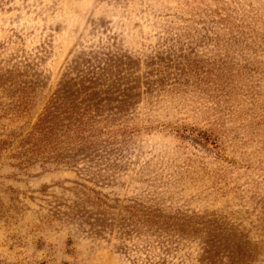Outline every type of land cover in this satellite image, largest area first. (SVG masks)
Here are the masks:
<instances>
[{"label":"rangeland","instance_id":"1","mask_svg":"<svg viewBox=\"0 0 264 264\" xmlns=\"http://www.w3.org/2000/svg\"><path fill=\"white\" fill-rule=\"evenodd\" d=\"M211 235L264 264V0H0V264H206Z\"/></svg>","mask_w":264,"mask_h":264},{"label":"trees","instance_id":"2","mask_svg":"<svg viewBox=\"0 0 264 264\" xmlns=\"http://www.w3.org/2000/svg\"><path fill=\"white\" fill-rule=\"evenodd\" d=\"M60 93H61V89H60ZM50 109H54V102L49 105V108L47 112L45 113L44 117L41 119L37 127H35L36 129L45 130L50 133L54 130V127H53L54 124H52L53 121L48 120V119L55 118L54 113H52ZM59 114H61V112H59ZM222 250L223 248L217 245V241L216 239H214L212 235L207 237L204 240V247L202 248V251L204 253L203 260L205 261L206 264H220L219 259H220Z\"/></svg>","mask_w":264,"mask_h":264}]
</instances>
